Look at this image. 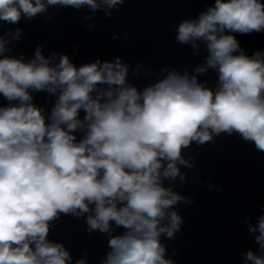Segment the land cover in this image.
<instances>
[{
    "label": "clouds",
    "instance_id": "9594fccd",
    "mask_svg": "<svg viewBox=\"0 0 264 264\" xmlns=\"http://www.w3.org/2000/svg\"><path fill=\"white\" fill-rule=\"evenodd\" d=\"M127 2L0 0V22L50 21V9L71 7L88 10L91 30L95 13L111 19ZM252 33H264V0H214L175 26V42L206 53L203 62L162 66L143 87L129 79L151 71L143 61L77 66L42 45L26 58L12 55L22 28L0 33V264H88L87 251L73 261L49 239L68 215L107 237L99 264H176L165 241L184 224L178 206L195 203L176 190L197 165L186 151L235 135L264 153V50L249 55L236 38ZM210 71L214 82L200 79ZM34 93L54 98L50 110ZM244 224L258 249L242 253L243 264H264V213Z\"/></svg>",
    "mask_w": 264,
    "mask_h": 264
}]
</instances>
